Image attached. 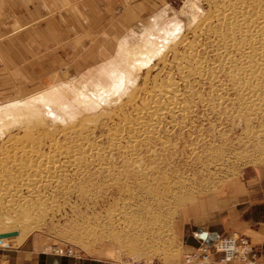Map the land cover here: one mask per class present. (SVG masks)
<instances>
[{"label":"rangeland","instance_id":"obj_1","mask_svg":"<svg viewBox=\"0 0 264 264\" xmlns=\"http://www.w3.org/2000/svg\"><path fill=\"white\" fill-rule=\"evenodd\" d=\"M217 1L0 0V106L59 93L43 124L0 136V232L23 231L8 247L34 235L71 258L175 264L181 206L255 176L264 114L218 62ZM114 72L126 89L83 104Z\"/></svg>","mask_w":264,"mask_h":264},{"label":"crops","instance_id":"obj_2","mask_svg":"<svg viewBox=\"0 0 264 264\" xmlns=\"http://www.w3.org/2000/svg\"><path fill=\"white\" fill-rule=\"evenodd\" d=\"M255 169L254 177H233L216 191L181 206L175 218V229L183 243L177 264H193L184 261L185 254L233 230L248 235L256 255L264 257V164ZM210 257L211 264H223L217 261L219 252H212ZM79 258L57 255L34 235L10 247L0 245V264H109L103 259ZM233 264L243 263L236 259Z\"/></svg>","mask_w":264,"mask_h":264},{"label":"bare ground","instance_id":"obj_3","mask_svg":"<svg viewBox=\"0 0 264 264\" xmlns=\"http://www.w3.org/2000/svg\"><path fill=\"white\" fill-rule=\"evenodd\" d=\"M217 2L216 8L214 7L215 10L211 12V19L216 18L215 22L218 27L214 31L212 28L209 29L215 36V51L220 57L218 62H221L222 65L227 64L230 69H233L234 74H229V76L238 90L239 96L243 97L244 100L246 99V101L249 100V103L254 101L253 103L262 108L261 112L264 114V0L257 4L255 10H251L249 2L246 0H219ZM152 45L155 48H152L153 50L149 48V50L153 53L159 52L161 45H163L162 47L165 46L163 43L159 45L155 42ZM134 62L142 64L149 61L145 58H135L130 61V65L134 64L137 66L138 64ZM115 75V83L112 86H106L105 81L103 83L102 81L94 83L96 90L101 92V94L96 95V99L92 96L85 97L82 99V103L87 104L89 107H96L99 105V101H107L108 97L110 98L112 95L120 93L123 84L125 90L127 87V76L114 72L113 77ZM47 92L49 93L47 94ZM57 94L59 95L56 88L49 89L44 93L42 92V94L31 95L28 100H16V102L0 106V136L6 132L7 128L16 125L17 122H23L24 126L28 127L27 130H29L33 122L34 125L38 122H35V120L43 121L45 118H43V115L47 111L44 106L52 104L54 100L58 99L56 96L54 97ZM173 95V93L169 94V96ZM18 105H21V108ZM55 114L58 118L59 113ZM40 123L42 122L39 121L38 125ZM9 159L12 160L11 157ZM17 231V235L21 236L23 231ZM4 238L8 237L4 236Z\"/></svg>","mask_w":264,"mask_h":264},{"label":"built area","instance_id":"obj_4","mask_svg":"<svg viewBox=\"0 0 264 264\" xmlns=\"http://www.w3.org/2000/svg\"><path fill=\"white\" fill-rule=\"evenodd\" d=\"M0 245L8 247V238L0 236ZM57 251L68 255L76 254L73 252V248L65 250L62 247H57L55 252ZM212 252H219L220 257L217 261L221 263L230 264L229 262L233 261L234 258L240 259L243 264H257L259 262V255H256L249 236L236 230L228 234H221L214 241L203 242L197 249L185 254V262L208 264L211 262ZM123 264H152V261L146 258H131ZM259 264H264V261H260Z\"/></svg>","mask_w":264,"mask_h":264},{"label":"water","instance_id":"obj_5","mask_svg":"<svg viewBox=\"0 0 264 264\" xmlns=\"http://www.w3.org/2000/svg\"><path fill=\"white\" fill-rule=\"evenodd\" d=\"M18 233L17 230L13 229V230H8V231H2L0 232V236L4 237H12L13 235H16Z\"/></svg>","mask_w":264,"mask_h":264}]
</instances>
